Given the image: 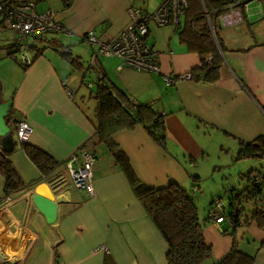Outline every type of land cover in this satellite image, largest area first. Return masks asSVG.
Returning <instances> with one entry per match:
<instances>
[{
    "label": "crops",
    "instance_id": "crops-1",
    "mask_svg": "<svg viewBox=\"0 0 264 264\" xmlns=\"http://www.w3.org/2000/svg\"><path fill=\"white\" fill-rule=\"evenodd\" d=\"M161 1L73 0L65 7L61 0H41L45 6L40 12L55 10L56 19L69 33L29 37L28 54L33 61L26 68L9 56L8 48L17 42V36L10 30L0 32V103L11 100L10 120L25 121L32 129L28 143L58 162L43 175L26 156L9 120L7 125L15 144L8 159L27 187L14 192L9 200L3 199L4 178L0 175V229L23 234L26 239L22 242V237H17L15 244L0 235V251L6 255L0 264H166L164 239L132 193L106 145L95 136L96 101L92 89L93 82L97 84L101 79L100 71L106 83L109 81L141 103H153L154 109L164 115L167 151L141 127L120 130L113 136L136 176L150 186L175 183L189 187V176L197 174L202 179V166H212V156L217 160L230 156L227 143H232L237 153L240 144L264 138V42H256L241 27L252 22L249 1L239 8V23L225 25L217 20L219 26L233 29H225L218 36L224 51L215 82L191 78L173 83L164 80L165 76L177 78L190 73L200 62L198 53L181 42V26L149 27L147 40L158 53L157 72L118 69L120 60L115 56H98L90 61L96 47L83 42V34L93 31L98 40L109 41L130 23L129 7L152 11ZM261 15L260 10L259 18ZM37 50L40 54L35 57ZM65 52L78 59L81 70L61 57ZM76 72H81L82 77L77 78ZM65 87L72 91V97ZM82 145L95 154L93 195L74 185L64 165L67 157ZM236 160L248 163L239 168L236 177L246 180L244 175L251 169L261 174L256 200L264 211V171L256 168H264V159ZM234 183L233 180L226 189L211 191L204 216L198 215L203 221L207 219L203 237L212 251L211 259L202 264H214L231 247V223L227 219L216 223L207 215L213 199L223 197L233 186L242 190L246 185ZM199 187L193 189L194 193ZM33 192L50 199H64L57 204L54 222L47 223L36 209L31 200ZM222 202L228 207V198ZM235 236L240 246L254 253L253 264H264V244L260 245L264 243V228L249 220L235 229ZM100 246L106 250L98 249Z\"/></svg>",
    "mask_w": 264,
    "mask_h": 264
},
{
    "label": "trees",
    "instance_id": "trees-1",
    "mask_svg": "<svg viewBox=\"0 0 264 264\" xmlns=\"http://www.w3.org/2000/svg\"><path fill=\"white\" fill-rule=\"evenodd\" d=\"M14 1H32L37 4L41 0ZM72 1L61 0L65 7L70 6ZM207 2L212 8L217 9L213 18L216 28L219 15L224 13V6L230 1L207 0ZM178 34L181 42L186 44L190 50L196 51L200 57L199 65L189 73L190 78L197 81L215 82L223 64L221 52L224 51V47L217 35L216 40L211 36L199 0H188V6ZM8 49L10 50L9 55L12 54L16 51V44L14 43ZM39 54L40 51L37 50L35 57ZM60 55L74 69H82V65L76 57H72L67 52ZM206 56H210L209 61L206 60ZM100 74L101 79L97 82L94 91L96 101L95 136L106 145L115 164L126 176L132 193L164 239L167 245L166 264H202L211 259V247L205 243L203 237V228L207 219L203 221L199 218L192 196L193 189L199 186V176L197 174L189 176V187L175 183H170L166 187L150 186L136 176L127 155L113 139L114 134L120 130L141 127L155 144L167 151L164 115L154 109L153 103H141L109 81L106 83L105 75L101 71ZM5 120L8 124L10 115ZM13 141L15 144L14 139ZM22 148L26 156L43 175H47L58 165V162L47 153L28 142L22 143ZM11 150L4 151L0 146V175L4 178L3 199L27 187L8 159ZM236 157L239 160L264 159V138L260 137L254 142L240 144ZM256 174L261 176L253 169L245 173L246 185L242 190L233 186L226 191L228 207H224L222 221L227 219L232 225L233 230L229 232L232 236V244L225 256L214 264H253L254 262V253L250 252L248 248L240 246V242L235 236V229L246 225L249 220H254L260 228H264V211L257 206L256 200L261 183L254 184L252 182V178ZM253 200L256 203L249 216L247 214L249 212L242 204ZM213 201L214 199L209 204L208 210ZM247 216H249L248 220L246 219Z\"/></svg>",
    "mask_w": 264,
    "mask_h": 264
},
{
    "label": "built area",
    "instance_id": "built-area-1",
    "mask_svg": "<svg viewBox=\"0 0 264 264\" xmlns=\"http://www.w3.org/2000/svg\"><path fill=\"white\" fill-rule=\"evenodd\" d=\"M224 6V13L219 15L222 24H237L241 21L239 8L245 6L250 0H229ZM203 16L206 18L211 36L216 40L213 18L217 9L212 8L207 0H199ZM188 0H162L152 11H143L134 7L128 8L130 23L113 39L103 42L98 40L93 31L83 34L80 39L96 47L91 55V62L98 56L118 57V69L131 67L145 72L159 71L158 53L148 42L147 36L150 26H167L173 28L181 26ZM0 32L10 30L17 36L16 51L10 58L21 67L31 64L32 58L28 54L27 39L39 37L47 33L66 34L69 31L56 19L55 10L48 8L37 11L36 4L32 1L15 2L14 0H0ZM190 74H182L177 78L165 76L166 83H173L177 79H189ZM67 95L72 97V91L64 88ZM10 126L14 129L19 142H28L32 133L31 127L23 120L11 119ZM95 156L93 150L85 146L78 147L64 161L66 170L77 188L84 189L89 195L94 194L91 177ZM254 184H260L262 177L254 175ZM9 200V197H6ZM224 206L222 197L214 199L208 210V218L216 223L222 222ZM104 248L100 246L98 249Z\"/></svg>",
    "mask_w": 264,
    "mask_h": 264
},
{
    "label": "rangeland",
    "instance_id": "rangeland-1",
    "mask_svg": "<svg viewBox=\"0 0 264 264\" xmlns=\"http://www.w3.org/2000/svg\"><path fill=\"white\" fill-rule=\"evenodd\" d=\"M251 1V2H250ZM249 4H248V13L251 15L250 20L252 21L251 23H249L248 25L245 23L244 25H241V27H245L248 31V34L251 36L253 35V37H255V41L256 42H264V0H259L258 1H254V0H250ZM44 3L45 2H38L36 4L37 6V10H43L44 8ZM261 10L262 15L258 16V12ZM225 29H229L232 30V27H228V28H223V26H219L218 23H216V32H217V36H220L223 32H225ZM30 44V41L28 42V45ZM87 63V60L85 59V61ZM86 63H84L86 65ZM77 78H81L82 77V73L81 72H76L75 73ZM96 81L93 82V89L92 91L94 92L96 89ZM86 92V94L89 93L88 89L84 90ZM227 145L230 146V148H227L229 150V157L228 156H221V158L219 160L215 159L217 158L216 156H212L211 159H213L211 162L213 163L212 166L209 164H204L202 166V170H203V178L199 180V190L196 193H193V198L195 200V204L198 210V215L204 216L205 213V209L206 206L208 205V201L210 200V193L211 191H213L214 189H221L223 190V188H227L229 186V184H231V182L234 180V184L237 186H240L241 184H246V180L245 179H240V177H236L238 176L237 173L239 172V168L248 164L246 162H241L236 160V154L235 153V148L233 147L232 143H227ZM225 155V154H223ZM229 160H231L229 162ZM214 165H216L214 167ZM262 167H264V164H261ZM256 168H259L261 171H264V168H260V166H256ZM234 178V179H233ZM224 183V184H223ZM242 186V185H241ZM225 192V190H224ZM228 198V196L226 195V193L223 194V201H226ZM256 201H250V202H245L243 203V206L245 207L246 211H250L254 205H255ZM13 232H10L9 230L4 231L3 229H0V235H2L4 237V240L8 241L10 240L11 242L14 241V239H17V237H22V242H24V240L26 239V236L24 237L23 234L16 233V234H12ZM12 242V243H13ZM16 244V243H15Z\"/></svg>",
    "mask_w": 264,
    "mask_h": 264
},
{
    "label": "water",
    "instance_id": "water-1",
    "mask_svg": "<svg viewBox=\"0 0 264 264\" xmlns=\"http://www.w3.org/2000/svg\"><path fill=\"white\" fill-rule=\"evenodd\" d=\"M11 100L0 103V137L1 147L4 151H10L14 145L13 137L6 123V117L9 116ZM31 200L36 209L44 216L47 223H52L56 219L57 204L64 201L61 197L50 199L36 192L31 194ZM6 258V255L0 251V261Z\"/></svg>",
    "mask_w": 264,
    "mask_h": 264
}]
</instances>
